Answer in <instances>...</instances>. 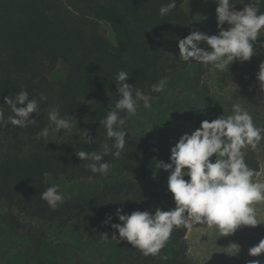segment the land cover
<instances>
[{
    "label": "trees",
    "instance_id": "obj_1",
    "mask_svg": "<svg viewBox=\"0 0 264 264\" xmlns=\"http://www.w3.org/2000/svg\"><path fill=\"white\" fill-rule=\"evenodd\" d=\"M95 1L86 7L92 16L88 18L72 12L63 0H0V109L5 119L12 115L4 97L15 96L21 90L37 100L41 95L47 97L40 101V115L33 113L30 117L35 119L34 123L25 128L10 123L0 126V202L6 209L9 228L24 232L30 242L29 257L22 264H59L44 258V235H34L24 223L25 218L54 225L59 230L76 223L92 240L102 241V234L107 233L110 238L114 231L110 224L103 223L106 216H113L110 223L120 222L114 215L117 208L128 214L135 210L171 209L134 180L146 173L151 150L144 141L133 137L126 125L121 157H104L111 165L107 175L87 170V161H80L75 152H99L103 144L112 143L99 121L114 109L119 98L114 81L117 72H129L126 82L146 93L161 78L184 69L176 55L178 40L191 32L184 0H176V8L165 16L159 14V8L170 0ZM200 2L216 13L213 0ZM232 2L240 10L245 6L241 0ZM258 6L264 12V0ZM100 22L110 28L112 42ZM261 62L256 59L249 68L248 80L252 85L259 84L256 74ZM58 63L65 65V77L51 81L47 75ZM207 72L205 65H197L193 89H205L202 80ZM50 106H58L61 116L70 118L73 126L79 124L67 139L48 142L38 135L46 128L42 119L47 118ZM212 114L217 118L221 110L214 109ZM260 127L264 128V120ZM84 130L94 139L92 144H85ZM246 163L257 175L258 161L248 158ZM113 171L114 177L110 176ZM47 175L68 182L106 178L109 181L84 195L65 199L52 210L40 198L51 186ZM187 232L188 226L184 225L173 229L161 250L166 260L145 257L129 244L118 264H190L184 243Z\"/></svg>",
    "mask_w": 264,
    "mask_h": 264
},
{
    "label": "clouds",
    "instance_id": "obj_2",
    "mask_svg": "<svg viewBox=\"0 0 264 264\" xmlns=\"http://www.w3.org/2000/svg\"><path fill=\"white\" fill-rule=\"evenodd\" d=\"M217 4L216 18L218 34L208 35L193 30L185 38L178 40L179 58L184 62L196 61L220 71L228 69L235 60L248 61L258 55L256 45L261 30L264 29V12H260V0H241L245 4L242 10L233 7L232 0H213ZM176 0L159 8V14L165 16L176 8ZM227 24L229 27L225 28ZM205 42L208 49L201 47ZM264 48V41L259 43ZM130 74L119 71L115 75L116 93L119 98L114 109L99 121L106 130V137L112 141L105 143L102 150L78 151L75 155L87 161L84 167L92 173L107 175L110 163L104 157L111 155L119 159L125 148L127 132L124 130L126 119L137 115L138 102H143L145 109L151 108L152 96L145 94L133 84L127 83ZM261 92H264V61L259 64L256 74ZM167 77L161 78L151 86V92L160 93L165 90ZM30 98L27 91L21 90L15 96L4 97L12 115L7 116L0 109V126L21 128L34 123L30 118L33 113L40 115V101ZM127 115L122 118L120 112ZM49 127L38 135L47 138L50 131L59 134L61 130L71 131L73 123L70 118L60 114L58 106H50L47 110ZM85 144H92L94 139L87 130L83 132ZM264 140V128L258 127L252 115L239 103L232 105L231 115H221L211 121L203 120L200 127L184 133L178 142L171 147L170 162L158 161L156 167L169 172L168 190L173 195L175 207L168 211L156 208L154 212L135 210L130 214L123 208H117L115 217L119 223H110L112 215H107L105 225L112 232L111 239L116 243L127 241L132 247L140 250L145 257L154 256L166 260L161 255L175 227L189 226V222L203 223L216 227L222 235L233 233L239 226H257L262 223L257 218V209L253 206L264 202V182L253 180L256 175L245 161V148L258 150ZM155 150V149H154ZM215 155V159L210 158ZM185 177H189L185 180ZM40 198L56 210L67 198L60 191L58 184L47 187ZM109 240L108 234H102ZM221 235V236H222ZM234 254L238 253L239 246ZM264 253V239L256 246L249 248V255L259 256ZM248 264H260L259 260H251Z\"/></svg>",
    "mask_w": 264,
    "mask_h": 264
},
{
    "label": "rangeland",
    "instance_id": "obj_3",
    "mask_svg": "<svg viewBox=\"0 0 264 264\" xmlns=\"http://www.w3.org/2000/svg\"><path fill=\"white\" fill-rule=\"evenodd\" d=\"M65 5L75 14L88 18L92 16L86 7L96 3L95 0H63ZM183 9L191 21V31L198 30L208 35L218 34L216 13L202 6L200 0H184ZM236 10H240L235 8ZM107 38L112 42V32L103 22H100ZM225 28L229 27L227 24ZM258 37L256 49L259 53L248 61H233L228 69L216 70L207 65L208 72L202 80L204 88L193 89V76L199 62H184L176 54L178 60L184 64V69L171 72L165 90L160 93L148 91L145 94L152 96L151 108L145 109L143 102H138L137 115L127 118L125 125L133 137L144 141L151 150L150 164L142 177L134 178L154 197L167 207L174 208L173 195L168 190L169 172L158 169V161L170 162V149L178 142L181 135L191 133L200 127L203 120H213L214 109H220L221 115L232 114V105L241 104L253 117L254 123L260 127L264 120V92L260 91L259 84L252 85L248 80V71L252 63L259 59L264 61V48L259 43L264 41V30ZM201 47L208 49L205 42ZM66 67L58 63L47 75L51 81L65 77ZM120 114L126 113L121 111ZM46 127H49L48 118H43ZM79 124H74L72 130H77ZM71 131L61 130L59 134L50 131L45 138L48 142L67 139ZM155 149V150H154ZM245 161L255 158L260 170L253 178L254 182H264V144L258 150L245 148ZM215 159V155L210 158ZM116 171L111 172L112 177ZM189 177H185L188 180ZM49 184H58L66 199L84 195L99 188L109 181L108 178L94 181L81 180L68 182L62 178L56 179L47 175ZM257 209V218L262 223L253 226H239L233 233L222 235L216 227L203 223L189 222L185 237L187 258L190 264H248L251 260H259L264 264V253L259 256L249 255V248L256 246L264 239V202L253 205ZM6 209L0 202V264H22L30 252V242L24 232L16 233L6 223ZM33 234H43V256L47 260L57 261L59 264H118L129 243L125 240L120 243L110 240L94 241L76 223L66 229L59 230L54 225L45 224L34 219H23ZM222 235V236H221ZM239 246L238 253L234 254Z\"/></svg>",
    "mask_w": 264,
    "mask_h": 264
}]
</instances>
